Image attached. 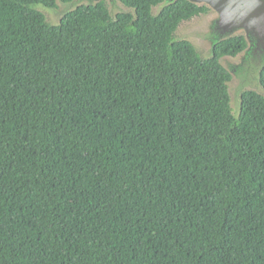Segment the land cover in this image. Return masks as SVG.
Listing matches in <instances>:
<instances>
[{"label": "trees", "instance_id": "obj_1", "mask_svg": "<svg viewBox=\"0 0 264 264\" xmlns=\"http://www.w3.org/2000/svg\"><path fill=\"white\" fill-rule=\"evenodd\" d=\"M120 1L0 0V264H264V96L236 109L219 62L244 35L205 58L207 6Z\"/></svg>", "mask_w": 264, "mask_h": 264}, {"label": "water", "instance_id": "obj_2", "mask_svg": "<svg viewBox=\"0 0 264 264\" xmlns=\"http://www.w3.org/2000/svg\"><path fill=\"white\" fill-rule=\"evenodd\" d=\"M102 0H57V6L46 8L56 16L53 24L58 25L64 15L82 4L95 5ZM115 7L114 14L131 12L120 0H107ZM177 0H162L156 7L157 13ZM199 6H207L209 12L197 21L186 25L183 36L203 52L205 58L215 55L216 45L234 35H244L247 46L237 55H224L219 59L232 75L229 81L231 104L241 106L242 94L246 90L264 96L261 72L264 69V0H189ZM238 105V106H237Z\"/></svg>", "mask_w": 264, "mask_h": 264}, {"label": "rangeland", "instance_id": "obj_3", "mask_svg": "<svg viewBox=\"0 0 264 264\" xmlns=\"http://www.w3.org/2000/svg\"><path fill=\"white\" fill-rule=\"evenodd\" d=\"M42 9L46 10V8H42ZM114 10H115V7H114ZM46 16H47L48 20L51 21L52 23L56 22V20H57V19L55 20L56 16H53L47 12H46ZM184 28L185 27L183 26L182 29H184Z\"/></svg>", "mask_w": 264, "mask_h": 264}, {"label": "flooded vegetation", "instance_id": "obj_4", "mask_svg": "<svg viewBox=\"0 0 264 264\" xmlns=\"http://www.w3.org/2000/svg\"><path fill=\"white\" fill-rule=\"evenodd\" d=\"M208 13V12H207ZM204 14H202V15H199L198 17H196L195 19H193L191 22H193V21H197L199 18H201L202 16H203ZM191 22H189V23H191ZM183 27V26H182ZM182 27H181V34L183 35V33L185 32V29H182ZM186 27V26H185Z\"/></svg>", "mask_w": 264, "mask_h": 264}]
</instances>
